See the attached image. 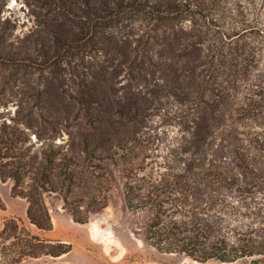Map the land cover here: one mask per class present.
I'll list each match as a JSON object with an SVG mask.
<instances>
[{"label":"trees","instance_id":"1","mask_svg":"<svg viewBox=\"0 0 264 264\" xmlns=\"http://www.w3.org/2000/svg\"><path fill=\"white\" fill-rule=\"evenodd\" d=\"M59 2L66 13L81 18L76 30L71 36H66L63 28L59 27L51 35V52L42 51L39 60L27 58L25 62L10 55L6 58L0 55V65L5 64L6 69L13 71L8 79L13 84L21 83L28 68L51 71L56 63L71 66V60L76 59L81 64H75L69 75L77 81L76 96L65 107L89 111L91 103H97L96 87L118 83L123 89L117 102L120 114L125 108L136 109L134 106L140 99L137 98L140 96L139 86L143 84L146 87L154 78L160 79L164 83L160 87L168 88L175 100L189 109L192 114L188 120L190 127L180 131L178 156L163 158L147 174H143L142 167H131L125 176V208L148 216L143 231L144 241L158 252L183 255L201 264L209 261L232 264L259 256V248L264 247L262 237L251 234L253 237L245 239L241 228L231 225L223 210L222 196L215 191H190L187 181L193 183L192 178L206 176L208 169L205 165L196 164L198 159L195 156H200L197 150L201 156H207L204 147L209 141L212 144L214 134L211 131L219 128H225L224 140L228 143L225 148H231L228 150L229 159L235 166H242L246 161L247 154L242 145L244 139H238L230 125L219 121L223 107L216 99L228 96V92L234 90L232 84H235L234 77L239 70L233 62L247 52L248 38L245 34L254 31L264 40V25L252 26L243 21L235 23L232 15L230 18L226 15L230 13L229 0ZM225 18L231 22H226ZM209 21L214 24H199ZM186 22L188 25H184ZM1 45L0 40V51ZM78 66L83 69H78ZM9 80L3 83L1 90L8 86ZM221 82H225L227 87L221 86ZM135 90L137 94L131 93ZM177 90L180 91L178 95ZM31 96L0 100V108L5 110L0 112V181L13 183L11 196L25 200L27 220L38 231L44 232L51 228L44 194L63 193V203L68 205L72 188L93 182L90 177L70 170V166L86 163L92 157L111 159V143H115L113 147L117 151L123 152L124 149L121 147L123 140L118 135L106 137L108 133L104 128H94L91 124L92 132H80L77 145L70 140L56 144L59 131L42 115L52 107L38 94ZM10 103L16 107L13 114L8 110ZM39 120L47 123L48 127L39 126ZM97 120L102 124V119ZM32 138L36 141L31 142ZM189 148L195 150L193 157L183 159ZM211 159L215 162L219 157L213 155ZM209 167L216 172V166L210 164ZM94 199V195L87 199L86 213L105 207L104 197L101 202ZM4 208L0 199V211ZM69 212L74 222H85L77 216L79 211L74 207L69 208ZM68 252V247L55 255L41 249L31 257L37 258L42 254L58 258ZM250 263L260 264L261 261Z\"/></svg>","mask_w":264,"mask_h":264},{"label":"rangeland","instance_id":"2","mask_svg":"<svg viewBox=\"0 0 264 264\" xmlns=\"http://www.w3.org/2000/svg\"><path fill=\"white\" fill-rule=\"evenodd\" d=\"M229 3L230 13L226 15L229 18L232 15L235 23L264 25V0H229ZM80 19L66 13L59 0H0V55L3 58L10 55L25 62L27 58L39 60L42 51L50 53L52 50L51 35L61 27L66 36H71ZM199 24L211 26L214 22ZM245 36L248 38L247 52L233 62L239 70L234 77L235 84H232L234 90L216 101L223 107L219 121L230 125L238 139H244L246 161L242 166H235L229 159L228 150L231 148H225L228 144L225 128L211 131L214 134L212 144L209 141L204 147L207 156H201L199 150L200 156H195L198 159L196 164L205 165L207 174L192 178L193 183L187 181V189L215 191L221 195L223 210L231 225L240 227L245 239L253 237L251 234L262 237L264 245V40L254 31ZM75 64L81 62L72 59L71 66L59 62L53 70L45 72L39 67H31L25 71L22 82L15 84L8 79L13 71L1 64L0 87L8 80L9 84L4 90L0 88V100L38 94L52 107L42 115L59 131L56 144L70 140L77 145L79 133L90 134L92 126L104 128L108 133L106 137L118 135L123 140L121 147L124 151H117L113 147L115 143H111V159L92 157L86 163L70 166V170L90 177L93 182L72 188L75 195L68 196V205L63 203V193L44 194L51 223L50 230L44 232L38 231L27 220L25 200L11 196L13 183L0 181V199L5 207L0 211V264H201L183 255L165 254L150 247L143 237L148 216L127 210L123 203L125 176L131 167H142L143 174H147L163 158L179 155L180 131L189 129L188 120L192 118L189 109L175 100L168 88L160 87L164 83L155 78L150 85L139 86L140 96L137 98L140 99L135 110L125 108L124 113H119L117 102L123 89L118 83L96 87L97 103H91L89 111L65 107L76 96L77 81L69 76ZM84 65H88L86 60ZM78 69L83 68L78 66ZM220 85L227 87L225 82ZM157 90L160 91L156 93ZM179 93L177 90V95ZM15 108L12 103L8 104L11 114ZM3 110L1 107L0 112ZM97 119H102V124ZM37 123L42 128L48 127L40 120ZM34 141L36 139L32 138L31 142ZM188 151L183 159L193 157L195 150L189 148ZM211 155L218 156L220 161L214 162ZM210 164L216 166V172L211 171ZM90 195L96 197V202H101L104 197L105 207L86 213L85 203ZM73 207L79 211L77 216L85 219L84 223L73 221L69 212ZM9 235L14 236L8 238ZM64 247H68L69 252L58 258L42 254L31 257L41 249L55 255ZM259 251V256L232 264H251L253 260L264 264V247Z\"/></svg>","mask_w":264,"mask_h":264}]
</instances>
